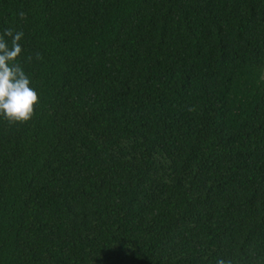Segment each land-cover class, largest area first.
I'll list each match as a JSON object with an SVG mask.
<instances>
[{
  "label": "trees",
  "instance_id": "16d2710c",
  "mask_svg": "<svg viewBox=\"0 0 264 264\" xmlns=\"http://www.w3.org/2000/svg\"><path fill=\"white\" fill-rule=\"evenodd\" d=\"M9 27L38 103L0 116V264H264V0H0Z\"/></svg>",
  "mask_w": 264,
  "mask_h": 264
},
{
  "label": "clouds",
  "instance_id": "9594fccd",
  "mask_svg": "<svg viewBox=\"0 0 264 264\" xmlns=\"http://www.w3.org/2000/svg\"><path fill=\"white\" fill-rule=\"evenodd\" d=\"M20 18L24 19L23 13ZM23 36V31L11 27L0 33V116L10 124L30 121L38 103V93L18 59Z\"/></svg>",
  "mask_w": 264,
  "mask_h": 264
}]
</instances>
